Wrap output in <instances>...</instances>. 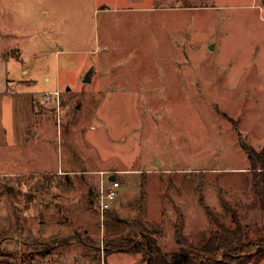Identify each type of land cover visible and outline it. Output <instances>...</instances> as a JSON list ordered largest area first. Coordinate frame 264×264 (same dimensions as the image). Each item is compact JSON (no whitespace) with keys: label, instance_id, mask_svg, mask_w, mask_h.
<instances>
[{"label":"rangeland","instance_id":"1","mask_svg":"<svg viewBox=\"0 0 264 264\" xmlns=\"http://www.w3.org/2000/svg\"><path fill=\"white\" fill-rule=\"evenodd\" d=\"M0 35L38 92L62 89L35 142L0 146V264H143L106 241L148 229L169 255L179 216L193 240L208 207L262 232L244 144L264 147L263 0H0Z\"/></svg>","mask_w":264,"mask_h":264},{"label":"trees","instance_id":"2","mask_svg":"<svg viewBox=\"0 0 264 264\" xmlns=\"http://www.w3.org/2000/svg\"><path fill=\"white\" fill-rule=\"evenodd\" d=\"M244 148L251 161L257 202L264 208V147L259 151L253 145L245 143ZM208 210L213 224L193 240L184 232L185 221L179 216L181 218L177 219L175 236L181 246L169 255L163 251L158 239L148 229L143 232L145 239L122 235L106 241V247L109 252L123 250L140 253L143 255V264H223L222 258L229 262L237 260L243 263L255 255L264 256V228L257 237H252L250 231L246 230L247 225L242 224L238 213L232 207L227 212L229 214L232 211L229 221L224 220L225 215L212 211L210 207ZM6 232L0 235V247L3 246ZM43 249L49 251L51 248L44 246Z\"/></svg>","mask_w":264,"mask_h":264},{"label":"crops","instance_id":"3","mask_svg":"<svg viewBox=\"0 0 264 264\" xmlns=\"http://www.w3.org/2000/svg\"><path fill=\"white\" fill-rule=\"evenodd\" d=\"M6 33L13 34L8 30ZM24 57L23 51L16 52L14 47L4 48L0 35V146L7 149L24 148L35 142L40 136L38 127L42 119L39 118L38 105L39 102L45 103L43 93L62 90L57 82L55 89L46 88L38 92L31 85L29 74L32 69L25 66ZM46 78L50 81V77Z\"/></svg>","mask_w":264,"mask_h":264},{"label":"built area","instance_id":"4","mask_svg":"<svg viewBox=\"0 0 264 264\" xmlns=\"http://www.w3.org/2000/svg\"><path fill=\"white\" fill-rule=\"evenodd\" d=\"M42 100L45 103H54L61 105V90L56 89L55 91H46L42 95ZM106 172V171H104ZM103 172V173H104ZM104 175V174H103ZM115 175H107L104 176L101 182L100 190H99V196H98V208H100V211L103 216H105V213L109 209H111V205L113 202L116 201L120 194V184L121 182L118 180V177L115 176V179H112Z\"/></svg>","mask_w":264,"mask_h":264},{"label":"water","instance_id":"5","mask_svg":"<svg viewBox=\"0 0 264 264\" xmlns=\"http://www.w3.org/2000/svg\"><path fill=\"white\" fill-rule=\"evenodd\" d=\"M212 47V45L210 46ZM93 69H90V71L87 73L85 81H90L92 78ZM112 179H115V176L111 177Z\"/></svg>","mask_w":264,"mask_h":264}]
</instances>
